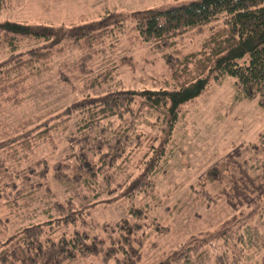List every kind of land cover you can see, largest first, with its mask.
I'll return each instance as SVG.
<instances>
[{
  "label": "rangeland",
  "instance_id": "obj_1",
  "mask_svg": "<svg viewBox=\"0 0 264 264\" xmlns=\"http://www.w3.org/2000/svg\"><path fill=\"white\" fill-rule=\"evenodd\" d=\"M188 1L8 0L0 22L52 26L65 34L79 26L92 31L105 28L107 36L89 62L84 58L90 49H86V54L67 47L63 53H56L44 71L29 78L23 101L3 109L0 154L19 178H14L16 189L5 186L7 199L0 201L4 221L0 246L24 227L54 223L58 216L55 207L59 204L72 200L78 210L90 199L94 223L114 225L128 217L131 205L147 208L139 264H216L219 247L215 251L208 243L216 244L219 239L215 237L234 224L239 226L234 233L244 234L242 264L263 261L264 111L257 99L238 97L231 77L212 80L201 96L183 105L172 129L166 114L148 109L125 121L112 119L107 125L108 136L130 131V138L122 159L109 170V184L101 178L92 190L81 186L76 197L71 185L53 180L52 167L66 160L75 142L77 114H71L70 107L82 99L84 92L101 95L123 87L139 94L175 86L163 52L139 38L133 14L156 7L172 8ZM208 34L207 30L190 32L169 52L175 56L195 52ZM34 46V41L22 40L18 53H26ZM7 54V48L0 47V62ZM81 64H87L84 72L79 70ZM61 73L70 79L71 86L60 82ZM52 126L55 128L51 137L47 133L49 138H38L40 132ZM30 138L34 142L27 147L24 141ZM151 164L155 165V172L149 175V191L125 199L127 183ZM30 167L33 174L25 180L23 173H29ZM213 169L221 173L211 181L208 173ZM43 170L44 175H36ZM81 196L88 200L81 202ZM232 220L224 230V225ZM155 221L162 230L155 231ZM57 226L54 224L53 228ZM198 244L201 246L190 262L175 261L188 246ZM71 264L102 262L91 257Z\"/></svg>",
  "mask_w": 264,
  "mask_h": 264
},
{
  "label": "trees",
  "instance_id": "obj_2",
  "mask_svg": "<svg viewBox=\"0 0 264 264\" xmlns=\"http://www.w3.org/2000/svg\"><path fill=\"white\" fill-rule=\"evenodd\" d=\"M7 2L0 0V14L8 8ZM133 20L139 38L163 52L176 83L172 88L146 90L139 94L123 87L101 95L84 92L82 99L72 104L71 114H77L75 142L66 160L56 163L49 172L55 182L71 185L76 197L81 186L92 190L101 178L106 184L112 182V178L108 181L109 170L122 159L130 138V131L119 132L112 138L108 136L107 125L112 119L125 121L138 115L142 109H148L166 114L172 129L183 105L201 96L212 80L220 81L226 77L235 80L241 100L257 99L264 111V0H190L172 8L138 11L133 14ZM205 30L209 34L199 50L182 56L170 54L169 49L179 39L190 32ZM106 36L105 28L92 31L87 26H79L65 34L62 29L52 26L0 22V47L5 46L8 53V57L0 62V116L8 105L23 101L22 94L29 78L44 71L56 53H63L67 47L86 54V49H90L91 53L84 58L89 62V57L97 52L96 47ZM22 40L34 41L35 46L26 53H18ZM86 65L81 64L79 70L84 72ZM68 79L62 73L59 76L61 83L71 86ZM54 128L44 129L38 138L51 137ZM34 139H26L25 146L31 147ZM36 165L39 166L40 162ZM148 167L127 183L123 193L125 199L149 191L152 186L149 175L155 172V165ZM32 169L30 167L29 173H23V179H30ZM13 172L4 164L0 154V201L7 196L3 192L6 185L16 189L15 179L19 176ZM45 173L43 170L36 175ZM220 173V170L213 169L208 173L209 180H217ZM87 200L81 196V202ZM73 202L69 200L55 207L58 216L54 223L48 221L24 227L16 237L1 245L0 264H71L91 257L98 258L102 264L111 261L139 264L144 245L141 232L144 226L147 227V208L131 205L128 217L113 225L92 221V200L78 210ZM3 223L0 211V227ZM232 223L233 220L227 222L224 230ZM54 224L58 225L56 229ZM152 226L157 232L162 230L157 221L152 222ZM234 226L218 234L216 244L208 243L215 251L217 245L219 247L216 264H242L244 234L236 235L234 232L237 233L239 226ZM200 246H188L175 261L190 262ZM259 264H264V259Z\"/></svg>",
  "mask_w": 264,
  "mask_h": 264
}]
</instances>
